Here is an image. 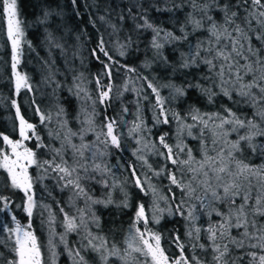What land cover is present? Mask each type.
<instances>
[{"label": "snow or ice", "instance_id": "obj_1", "mask_svg": "<svg viewBox=\"0 0 264 264\" xmlns=\"http://www.w3.org/2000/svg\"><path fill=\"white\" fill-rule=\"evenodd\" d=\"M164 3L171 6L157 8V11L174 14L185 6L190 7L191 10L184 13V21L179 25L180 35L155 24L146 10L133 15L129 9L133 30L151 31L149 45L154 60L167 63L162 51L164 46L184 42L187 44L186 52L173 48L174 52L179 51V70H199L203 66L206 72L199 75L198 82L186 81L184 85L169 82L161 87L170 89L172 99L186 97L189 90L195 89L206 98L208 104H213L215 98L223 96L237 108L234 111L232 107L221 105L218 111L202 112L193 104L182 116L179 112L165 109V98L161 96L160 88L148 77H138L147 81L148 88L155 95L154 108L159 111V115L154 116L155 124H168L171 115L177 127L175 144L168 143V133L158 136L155 141L148 140L144 133L151 130L140 114L138 105L136 119L127 131V135L138 145L133 155L152 176H166L170 196L160 195L147 173L137 175L136 168L130 166L132 183L145 196L153 197L152 220L155 223L160 222L164 212L185 220V239L180 234L172 237L179 255L171 260L166 255L161 246V235L147 226L149 217L143 203L136 206L134 221L122 241H117L115 234L111 238L101 234L100 218L92 210L93 205L103 204L107 207L114 201L111 193L104 199L93 198L85 187L89 181L109 189L120 187L123 191V185L105 162V157L109 149H121L122 133L119 128L128 123L122 117L117 119L105 115L101 123L97 124L96 119L100 115L97 105L106 112L111 101L122 96L124 91L138 92L135 87L129 88L131 80H126L123 90H117L114 97L112 65H119L128 73L137 70L114 60L103 36L99 37L97 47L92 50L95 59L100 60L96 55L99 52L107 61H101L102 72L88 81L96 85L95 97L87 88L83 73L74 75L72 86L68 88L69 93L80 102L74 117V120L79 121V128L73 130L69 127L68 114L62 106L57 105L59 130H50L48 135L59 142V147L45 144L37 134L36 126L24 119L17 105L21 139L13 141L0 133L3 143L11 148V154L0 149V168L7 172L11 187L23 192L22 207L29 218L38 207L33 178L28 172L30 166L35 165L44 173L37 180L52 174L62 189H68L71 193L69 205L75 207L78 200H83L85 207L76 208L75 214L70 215L63 207L59 209L63 215L64 228L59 239L73 264H109L113 257L121 264H264V163H253L250 156L245 154L250 151L251 156L264 160V142L257 141V138L264 141V0H180L179 3L176 0H164ZM2 4L8 18V38L12 44L15 89L17 93L21 89L31 91L29 77L18 71L23 32L17 17V0H2ZM49 15L45 12L44 19L47 20ZM99 19L109 23L111 34L120 32L121 28L107 21L104 16ZM119 19L123 21L124 16L120 15ZM176 22L173 21L174 24ZM197 33L204 38L196 36L195 42L189 40L190 36ZM46 39L52 46L60 48L63 54V45L56 42L51 32L47 33ZM133 43L138 41L127 36L121 42L117 35L113 51L123 57ZM142 66L149 69L152 61L145 60ZM104 77L109 81L106 84L103 83ZM46 82L56 85L54 93L60 87L51 72ZM13 104L16 105V102L13 101ZM241 104L251 111V116L244 113L239 107ZM35 110L39 113L41 124L52 120L51 113L45 114L39 107ZM122 111L126 113L128 109L124 107ZM189 119L192 123L187 122ZM194 129H197L196 134ZM241 131L243 134H240ZM90 133L94 135V140H86ZM234 133L236 138L231 139ZM189 137L196 141L192 147L185 142ZM33 138L36 140L35 148L47 149L51 154L50 159L38 160L36 151L23 144L24 140ZM76 139L78 143L74 142ZM20 148H23L22 152ZM145 151L162 157L164 166L159 170L153 169ZM172 186L179 190V197L172 192ZM158 200L166 203L171 200L172 203H168L164 209L159 207ZM11 203L8 197L0 196L3 209H9ZM121 205L129 206L127 192H124ZM41 207L49 209L51 225L55 220L54 213L48 205ZM12 220L15 227L5 226L6 240H0V245L9 248L8 256L0 252V264H43L40 246L31 231V221L27 226H22L14 215ZM141 222L143 229L139 226ZM90 225L98 231L93 232ZM68 233L80 236L79 247H67ZM49 246L51 264H56V245L51 239ZM186 247L190 249V255H186Z\"/></svg>", "mask_w": 264, "mask_h": 264}, {"label": "trees", "instance_id": "obj_2", "mask_svg": "<svg viewBox=\"0 0 264 264\" xmlns=\"http://www.w3.org/2000/svg\"><path fill=\"white\" fill-rule=\"evenodd\" d=\"M177 3L180 0H176ZM165 5L164 0H17V17L20 21V28L23 32L21 39V57L18 65V71L26 74L29 77V83L32 90L21 89L16 92L13 71H12V47L7 35L6 21L3 11L2 0H0V133L8 136L13 141L19 140V118L16 114V106H19L20 114L24 119L36 126V132L40 135L45 144H52L54 147H59V142L49 137L50 130H59L56 116L57 105L62 106L68 114L69 127L73 130L79 128V121L74 120L78 110L79 101L73 97L68 88L72 86V77L83 73L86 78V86L93 94L96 93V85L88 83L93 77L102 72L103 67L101 61L107 62L102 53L97 52L100 57L98 61L92 55V50L97 47L100 36H103L106 41V47L109 54L114 60H118L120 65L136 68L135 73H128L125 68L119 65H112L113 72L111 82L113 84V94L117 90H123L126 80H131L129 88L135 87L138 92L124 91L122 96L115 97L111 101V106L104 108L97 105L99 116L96 123H101L105 115L123 118L127 124L121 125L119 131L122 133L121 149H109V154L105 157L108 164L112 168V172L121 184V188H105L102 184L95 181H89L85 187L90 190V194L95 199H104L111 193V198L114 203L105 207L103 204L93 205L92 210L100 218L101 234L111 238L115 234L117 241H122L127 234V230L133 223L135 218L136 206L143 203L145 211L148 214V228L161 235V246L166 255L171 260L179 255V250L175 247L172 237L180 234L182 239L185 232V220L178 215H168L167 212L162 214L160 222L157 224L152 220L153 214V197L145 196L132 183V175L130 166L137 170V175L147 173L151 177V183L158 189L162 196H170L168 191L169 181L165 175L159 177L152 176L151 172L133 155V151L138 147L135 140L127 135L128 128L137 116V107L139 105L140 114L150 132L144 133L148 140L155 141L158 136L168 133V143H176V123L171 119L168 124H155L154 116L159 115L158 109L154 108L155 95L147 86V81L138 77L146 76L160 88V94L165 98V109L179 112L182 116L185 115L191 105L200 108L202 112L218 111L221 105L232 107L237 110L226 97L219 96L215 98L213 104H208L205 97L200 95L197 90H189L188 95L182 98H170V89L161 87V85L172 82L176 85H184L186 81L198 82L199 75L206 72L203 66L197 70L187 69L179 70V51H187V44L179 42L175 45L166 44L162 49L163 55L167 57L168 62L157 61L153 59V50L150 48L149 42L152 37L151 31H134L133 21L128 16V11L131 9L133 15L146 10L148 17L157 25L175 32L180 35L179 25L184 21V13L190 11V7L185 6L182 11H177L174 14L166 11H157V8L170 7ZM50 13L47 20L44 19V13ZM123 15L124 20L120 21L119 16ZM104 16L107 21L116 24L121 30L118 34H111L112 28L109 23L102 21L99 17ZM177 21L175 24L173 21ZM48 32L56 38V42L63 45V54L60 48H56L49 44L46 39ZM111 34V35H110ZM117 35L121 42L127 36H131L133 41L132 47L127 49V54L123 57L113 51L114 43ZM196 36L204 38L197 33L189 37V40L195 42ZM256 43V41H253ZM257 46H259L257 44ZM173 48L179 49L174 52ZM145 60L152 61V67L145 69L142 65ZM174 67L177 69L174 71ZM71 69V71H69ZM55 75V80L59 82L60 87L56 89L54 83H47L46 78L49 73ZM108 78H103V83H108ZM203 83V81H199ZM16 102V105L13 104ZM40 111L48 114L51 113L52 120L46 124H41L39 113ZM126 107L128 111L125 113L122 109ZM244 113L251 116V111L244 105L239 106ZM188 123H192L189 119ZM196 134L197 129L193 130ZM240 134H243L241 131ZM31 135V133H29ZM231 139L236 138V134H232ZM93 134H88L86 140H94ZM258 142L261 138H257ZM74 142L78 143V139ZM190 147L196 144L192 138H186L185 141ZM28 148L36 151L37 159L42 161L51 158V154L47 149H36V140H26ZM0 149L6 151L7 145L3 143V138L0 136ZM148 163L152 168L159 170L164 166L165 161L162 157L145 151L144 153ZM249 155L253 163H264V160L251 156L250 151L245 153ZM121 166V168H117ZM29 175L33 178V191L38 207L34 209L31 218L23 211L24 194L18 189L11 187L7 172L0 168V196H6L12 202L9 209H3L0 204V240H6L7 233L4 227L14 228L15 223L12 216L22 226H27L31 221V231L34 232L37 242L40 246L43 264H51V250L49 240L51 239L56 245L55 252L56 264H73L71 257L68 255L65 245L60 242L59 236L64 232L63 215L59 211L61 207L70 215L75 214L76 208H83L84 202L78 200L75 207L69 205L68 200L70 191L62 189L52 174L45 176L43 180H37L40 175H44L41 169L35 165L29 167ZM99 179V176H97ZM126 181V183H125ZM124 192L128 194V207H123L121 201L124 200ZM172 192L176 193L177 197L180 192L175 186H172ZM58 202V203H57ZM167 203L164 200H158L160 208L166 209ZM21 205V207H17ZM41 205L50 206V210L55 215L54 222L49 223V209L41 207ZM206 219V218H204ZM213 219H216L213 217ZM198 223H200L198 221ZM142 229L143 223L139 225ZM93 232L98 230L91 226ZM175 230V231H174ZM55 235H52V233ZM67 247H79L80 236L77 233H68L66 236ZM203 242V241H202ZM9 245L11 242H8ZM123 247V245H121ZM0 252L5 256L9 255V248L0 245ZM186 255H190V249L186 247ZM91 256L89 259L91 260ZM98 264V262H97ZM109 264H121L116 258H110Z\"/></svg>", "mask_w": 264, "mask_h": 264}, {"label": "rangeland", "instance_id": "obj_3", "mask_svg": "<svg viewBox=\"0 0 264 264\" xmlns=\"http://www.w3.org/2000/svg\"><path fill=\"white\" fill-rule=\"evenodd\" d=\"M4 16H5V21H6V27H7V35H8V18H7V15L4 13ZM9 41H10V44H11V40L9 39ZM11 47H12V44H11ZM21 73V72H20ZM22 74V73H21ZM13 80H14V85H15V77L13 76ZM19 135H20V133H19ZM21 139V137L19 136V140ZM23 144L27 147V145H26V140H24L23 141ZM19 151H23V148H20L19 149ZM6 152H8L9 154H11V148L7 145V149H6ZM13 159H15V157L13 156L12 157ZM107 164H108V162H107V160L105 161ZM109 165V164H108ZM117 168H121V166H119L118 165V167ZM28 170H29V168H28ZM119 181V180H118ZM120 183H121V181H119ZM120 188V187H119ZM83 201V200H82ZM85 206V205H84Z\"/></svg>", "mask_w": 264, "mask_h": 264}]
</instances>
